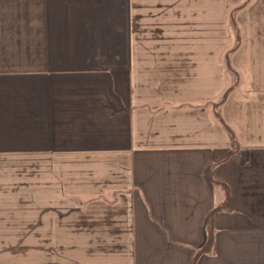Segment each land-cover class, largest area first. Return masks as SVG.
<instances>
[{
    "label": "crops",
    "instance_id": "1",
    "mask_svg": "<svg viewBox=\"0 0 264 264\" xmlns=\"http://www.w3.org/2000/svg\"><path fill=\"white\" fill-rule=\"evenodd\" d=\"M0 264H264V0H0Z\"/></svg>",
    "mask_w": 264,
    "mask_h": 264
},
{
    "label": "trees",
    "instance_id": "2",
    "mask_svg": "<svg viewBox=\"0 0 264 264\" xmlns=\"http://www.w3.org/2000/svg\"><path fill=\"white\" fill-rule=\"evenodd\" d=\"M245 6V4H243L241 7H239V9H241L242 7H244ZM238 9V8H237Z\"/></svg>",
    "mask_w": 264,
    "mask_h": 264
}]
</instances>
